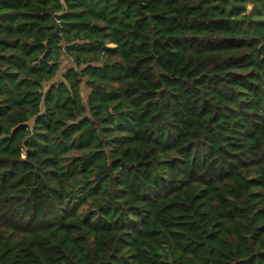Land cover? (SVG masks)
Masks as SVG:
<instances>
[{
  "label": "trees",
  "instance_id": "1",
  "mask_svg": "<svg viewBox=\"0 0 264 264\" xmlns=\"http://www.w3.org/2000/svg\"><path fill=\"white\" fill-rule=\"evenodd\" d=\"M0 264H264V0H0Z\"/></svg>",
  "mask_w": 264,
  "mask_h": 264
},
{
  "label": "rangeland",
  "instance_id": "2",
  "mask_svg": "<svg viewBox=\"0 0 264 264\" xmlns=\"http://www.w3.org/2000/svg\"><path fill=\"white\" fill-rule=\"evenodd\" d=\"M70 65L68 59L66 58L65 54L62 55L61 63H60V71L54 81H58L60 79V75L64 72V70ZM81 95L85 97L88 93V89L84 87V85H81Z\"/></svg>",
  "mask_w": 264,
  "mask_h": 264
},
{
  "label": "built area",
  "instance_id": "3",
  "mask_svg": "<svg viewBox=\"0 0 264 264\" xmlns=\"http://www.w3.org/2000/svg\"><path fill=\"white\" fill-rule=\"evenodd\" d=\"M64 54V50L62 51V53H61V58H62V55ZM61 61V60H60Z\"/></svg>",
  "mask_w": 264,
  "mask_h": 264
}]
</instances>
